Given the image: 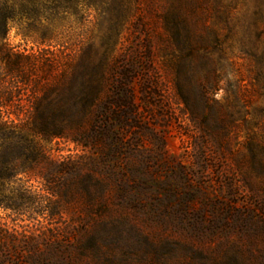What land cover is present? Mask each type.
Masks as SVG:
<instances>
[{"label": "rangeland", "instance_id": "374dc122", "mask_svg": "<svg viewBox=\"0 0 264 264\" xmlns=\"http://www.w3.org/2000/svg\"><path fill=\"white\" fill-rule=\"evenodd\" d=\"M63 7L57 21L47 12L46 46L14 24L7 43L48 49L30 78L38 92L79 59L99 69L92 114L43 145L58 162L101 171L107 200L93 217L84 205L54 218L0 208V264H264V0ZM210 76L217 90L207 104ZM187 77L191 112L178 90ZM26 186L45 193L40 180Z\"/></svg>", "mask_w": 264, "mask_h": 264}, {"label": "trees", "instance_id": "16d2710c", "mask_svg": "<svg viewBox=\"0 0 264 264\" xmlns=\"http://www.w3.org/2000/svg\"><path fill=\"white\" fill-rule=\"evenodd\" d=\"M63 3L64 0H0V208L18 215L34 206L50 218L61 217L69 207L84 205L87 216L93 217L97 212L95 208L103 206L107 200L109 180L101 171L79 160L58 162L43 145L55 138H67L72 127L81 126L92 114L99 98V69L79 59L63 75L62 82L45 86L38 92L30 78L39 62L49 61L48 49L18 53L7 43L14 24L23 37L37 39L46 46L52 41L47 12L59 20L64 12ZM170 24H174L173 20ZM175 36L179 40L176 32ZM214 79L210 76L203 87L202 95L207 104L213 102L209 93L217 90ZM186 80L178 90L191 112L189 89L192 83L191 78ZM20 114L26 119L20 118ZM93 144L98 146V139H94ZM21 175L27 180L20 179L21 185L16 184ZM32 179L41 181L44 194L32 192L26 186ZM52 198L55 203L49 207L47 204ZM87 233L91 234V230ZM6 241L0 227V245Z\"/></svg>", "mask_w": 264, "mask_h": 264}]
</instances>
